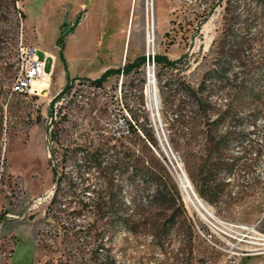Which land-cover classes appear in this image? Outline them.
Instances as JSON below:
<instances>
[{
    "label": "rangeland",
    "instance_id": "obj_1",
    "mask_svg": "<svg viewBox=\"0 0 264 264\" xmlns=\"http://www.w3.org/2000/svg\"><path fill=\"white\" fill-rule=\"evenodd\" d=\"M21 46L51 56L45 94L10 93ZM155 56L175 65L160 69ZM140 57L151 60L91 84ZM159 78L199 90L210 121L188 107L179 130L168 129ZM85 152L125 160L123 177L110 173L108 184L126 229L107 226L112 214L68 216L64 184L84 202L82 186L104 184L97 170L79 169ZM138 162L165 186L158 194L147 185L145 224L133 205ZM57 179L61 199L50 207ZM187 183L214 220L194 209ZM86 230L110 264H264V0H0V264H89Z\"/></svg>",
    "mask_w": 264,
    "mask_h": 264
},
{
    "label": "trees",
    "instance_id": "obj_2",
    "mask_svg": "<svg viewBox=\"0 0 264 264\" xmlns=\"http://www.w3.org/2000/svg\"><path fill=\"white\" fill-rule=\"evenodd\" d=\"M259 1V0H257ZM260 3V2H259ZM24 18V15L21 16ZM74 29H72L71 32H73ZM146 61H150V58L140 57L136 59L132 63H127L123 66V69H108L106 70L98 79L93 80L91 82L92 85H95L97 87H101L103 83L106 81V79L113 74H118L120 72L128 74L130 73L135 67H139L140 64L144 63ZM153 63L160 67V69L163 68H172L175 65L174 61L168 60L165 56H155L153 58ZM160 79V97H161V114L163 116V120L166 121V125L168 129H170L172 132L176 133L179 130V126L182 125V122L184 120L183 112L186 108L192 107L193 109H201V112L203 114V117L205 120L210 121L211 114H210V108L208 106V103L206 100H203L201 96L199 95L198 91L186 84L185 82L178 79L179 83L172 84L171 79ZM66 89L62 90L58 96L63 93ZM181 94V97L183 98V101H179L176 105L173 104L172 98H174V93ZM175 99V98H174ZM217 119V118H216ZM125 120V119H124ZM215 122V120H212L211 123ZM127 125V132H136L137 124H132V122H126ZM140 135L143 137V139L146 140L149 144H151L152 147H156L155 140L152 138L150 134L145 132L143 135L140 133ZM118 142V141H117ZM76 158V156H73ZM71 156H63L64 162H67ZM115 160H112V158L109 161L103 160L102 157H100L98 154H95L94 152L89 153L85 152L82 153V155L79 158V161H77V164L80 167H84L87 169H95L98 171L99 180L104 183L100 184L99 187L93 186V185H87L85 187L82 186L83 192L89 191L91 193V196L88 198L87 201H82L79 198H76L74 196V191L76 189V184H64L68 189L71 196V202H69L68 206L70 207V210H67V214L69 217H76V216H86L87 214L91 215L92 217L97 219H102V217L106 214H112L110 215V218L107 222V226L110 229H113L115 227V224L117 225H123L125 229L130 225V219L128 218V215H124L123 212L120 210L119 205L113 204V187L112 184L109 183L108 175L110 173H116L118 177H123V170L125 166V160L123 158H120L119 160L113 162ZM54 172V171H53ZM55 173V172H54ZM55 175V174H54ZM132 175V181L134 184V200L133 205L135 207V213L137 215L136 221L138 223L145 224V221L147 219V214L150 212V209L152 208V199L154 198L153 195H150L148 198L144 197V193L148 191L147 185L153 186V191L155 193L161 194L163 189L165 188L164 180L159 175V173L152 167L146 166L143 163H139L138 165H135V169L131 170ZM71 181V180H69ZM60 179H57L56 188L54 191V194L52 196V199L50 201V207L52 206H58L59 207V201L61 199V194H59V188L61 187ZM205 187L207 184H204ZM204 187V188H205ZM212 191L217 195L218 190L217 188H212ZM204 195V193H203ZM107 203V206H106ZM119 208V209H117ZM108 212V213H107ZM108 215V217H109ZM96 223V221H94ZM94 226V225H93ZM92 228V226L90 227ZM80 229V228H79ZM88 231V235L84 236L87 242L91 245V251H90V257H89V264H110V257L106 254H102L101 251H103V248L105 244H98V240L94 235L90 234V231L92 230H86ZM73 235H76L75 232L72 231ZM100 249V250H99Z\"/></svg>",
    "mask_w": 264,
    "mask_h": 264
},
{
    "label": "built area",
    "instance_id": "obj_3",
    "mask_svg": "<svg viewBox=\"0 0 264 264\" xmlns=\"http://www.w3.org/2000/svg\"><path fill=\"white\" fill-rule=\"evenodd\" d=\"M36 53L37 49H29L23 46L19 48L16 73L10 87L11 94L40 96L48 92L54 65L52 63L50 69L47 70L46 62L51 56L44 53L43 59H39ZM192 195L197 201L193 192ZM208 224L215 230L216 226L213 223L208 221Z\"/></svg>",
    "mask_w": 264,
    "mask_h": 264
},
{
    "label": "bare ground",
    "instance_id": "obj_4",
    "mask_svg": "<svg viewBox=\"0 0 264 264\" xmlns=\"http://www.w3.org/2000/svg\"><path fill=\"white\" fill-rule=\"evenodd\" d=\"M150 7L148 6V32H147V48L149 51L152 50V47H153V36H152V20H151V16H150ZM47 54V53H46ZM48 55V54H47ZM151 75H152V71L150 72ZM149 78H150V89L151 90L150 92H153L154 96H155V90H156V87H155V84L153 83V80H152V76L150 77L149 75ZM148 92V91H147ZM151 94V93H150ZM150 96V95H149ZM154 98V97H153ZM186 181V180H185ZM185 185V190H186V193H187V196L190 200V202L192 203L194 209L199 212L205 219L209 220L207 218V216H204V214H207L208 216H210L211 218H213V220L215 219L213 216H212V213H211V210L209 209V207L202 201L200 200L197 196V201L195 200V198L193 197L192 195V192H191V189L190 187L188 186V183L187 184H184ZM187 188V189H186ZM189 192V193H188ZM193 198V200L191 201V199ZM202 212H205L204 214Z\"/></svg>",
    "mask_w": 264,
    "mask_h": 264
},
{
    "label": "crops",
    "instance_id": "obj_5",
    "mask_svg": "<svg viewBox=\"0 0 264 264\" xmlns=\"http://www.w3.org/2000/svg\"><path fill=\"white\" fill-rule=\"evenodd\" d=\"M48 54V53H47ZM49 55V54H48ZM50 58V57H49Z\"/></svg>",
    "mask_w": 264,
    "mask_h": 264
},
{
    "label": "water",
    "instance_id": "obj_6",
    "mask_svg": "<svg viewBox=\"0 0 264 264\" xmlns=\"http://www.w3.org/2000/svg\"><path fill=\"white\" fill-rule=\"evenodd\" d=\"M156 109H157V107H156ZM181 181V180H180Z\"/></svg>",
    "mask_w": 264,
    "mask_h": 264
}]
</instances>
